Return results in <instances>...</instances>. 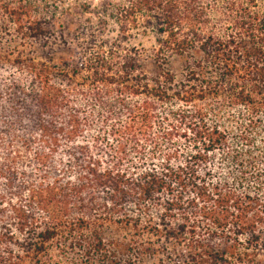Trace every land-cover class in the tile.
I'll return each instance as SVG.
<instances>
[{
  "label": "trees",
  "instance_id": "16d2710c",
  "mask_svg": "<svg viewBox=\"0 0 264 264\" xmlns=\"http://www.w3.org/2000/svg\"><path fill=\"white\" fill-rule=\"evenodd\" d=\"M263 252L264 0H0V264Z\"/></svg>",
  "mask_w": 264,
  "mask_h": 264
},
{
  "label": "rangeland",
  "instance_id": "374dc122",
  "mask_svg": "<svg viewBox=\"0 0 264 264\" xmlns=\"http://www.w3.org/2000/svg\"><path fill=\"white\" fill-rule=\"evenodd\" d=\"M84 1H86V3H90V6H94V5H96L100 0H84ZM131 42L135 44V43H137V39H136V40H132ZM142 44H143L144 47H147V48H148L149 45H150V41H148V40H143V41H142ZM258 258L260 259L261 263L264 264V252L261 253V254L259 255Z\"/></svg>",
  "mask_w": 264,
  "mask_h": 264
}]
</instances>
